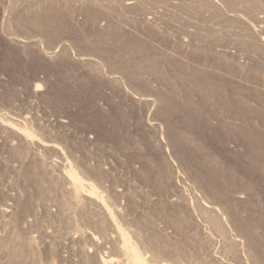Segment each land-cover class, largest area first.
Here are the masks:
<instances>
[{
	"label": "rangeland",
	"instance_id": "rangeland-1",
	"mask_svg": "<svg viewBox=\"0 0 264 264\" xmlns=\"http://www.w3.org/2000/svg\"><path fill=\"white\" fill-rule=\"evenodd\" d=\"M2 113L48 146L0 120V264L125 261L121 230L167 264H264V0H0ZM54 143L118 225L74 204ZM216 166L251 206L225 213Z\"/></svg>",
	"mask_w": 264,
	"mask_h": 264
},
{
	"label": "bare ground",
	"instance_id": "bare-ground-1",
	"mask_svg": "<svg viewBox=\"0 0 264 264\" xmlns=\"http://www.w3.org/2000/svg\"><path fill=\"white\" fill-rule=\"evenodd\" d=\"M132 2H127L126 4L129 5L131 4ZM34 17V16H33ZM36 17V16H35ZM32 18V17H31ZM34 19V18H33ZM33 19H31V21H33ZM36 19V18H35ZM40 23V22H39ZM34 24V23H33ZM40 25V24H39ZM36 26V25H35ZM38 26V24H37ZM50 28V27H49ZM49 31V30H48ZM91 56H82V58H80L81 60L83 61H92L93 59L90 58ZM35 87L39 88L41 87L38 83H36ZM35 89V90H38V89ZM39 91V90H38ZM130 95H134L135 97H137V93L136 92H133V91H130L129 92ZM139 99V97H138ZM140 101H143L147 107H148V111H151L152 109L154 108H150V107H154V104H155V100H148L147 97H140L139 99ZM143 103V104H144ZM11 119V121L9 119H7L8 117ZM13 116V117H12ZM8 115L6 113H2L0 114V120L3 121L4 123L6 122V126L8 128H10L11 130H14L20 134H22V137L24 136L25 139L27 141H29L30 143H34V141H37V142H40L42 146H48L47 143H45L43 140L42 137L39 136V133L37 134V132L31 127V125L29 123H27V121H18V119L14 118V115ZM18 118V117H17ZM27 117H25L26 119ZM9 120V121H7ZM21 120V119H20ZM0 121V122H1ZM16 121V122H15ZM60 121V120H59ZM19 124H18V123ZM31 122V121H30ZM2 124V123H1ZM4 125V126H5ZM60 127V126H59ZM7 128V129H8ZM161 129V128H160ZM13 131V132H14ZM16 134V133H15ZM42 135V133H41ZM162 135V134H161ZM59 137V136H58ZM42 138V140H41ZM164 140V139H163ZM52 141V140H51ZM165 141V140H164ZM54 141H52L51 143H53ZM57 143V141H56ZM36 145V144H35ZM50 146H53V148H56L57 150H60V152L62 153V155L64 156V160L65 162H61L63 160L62 159H57V158H54L56 161V164H60V163H66L64 164L65 167H63V172H64V176L65 178L67 179L68 181V186L69 187V190L71 191L70 193H72L74 199H75V202L74 204H79V203H82V198L83 196H86L88 198H93V199H97L99 200V202L101 203L102 207L104 208V210L106 211L105 213H107L108 216H110V218L112 219L113 223H114V226L118 225L119 224V221L117 220L116 216H115V213H114V210L110 207V205L107 203V201L105 199H103L101 196H102V193L100 191H98V188L97 186L92 183L88 178H84L82 176H80V170H77V166H74V163L69 160V158L67 157L66 153H65V150L64 148H62L60 145H57V144H53V145H50L49 144V147ZM32 164V163H31ZM63 165V166H64ZM32 166V165H31ZM218 167V168H217ZM224 166H216V169L215 171L212 173V176L214 177H218L219 179L221 180H225L224 183H227V186L226 184L224 185L225 188L223 187L222 189V194L228 198V196L230 195L231 197H235L237 196V198H241V199H244V201H246L249 205L251 204V200H253V195L251 193V190L253 189L251 185H249L248 183L246 182H242L240 183L239 180L235 179V178H232L225 174H228L229 175V172L230 170L227 169V170H223ZM222 182V181H221ZM222 188V187H221ZM227 190V191H226ZM225 192L227 194H225ZM253 198V199H252ZM72 199V198H71ZM82 199V200H81ZM73 200V199H72ZM254 201V200H253ZM72 202V201H71ZM74 202V201H73ZM230 202V199L228 198V201L225 205V213L226 212H231V209H232V206L229 204ZM242 202V203H243ZM80 205V204H79ZM82 205V204H81ZM244 205V204H243ZM206 208H209L211 209V206H207L205 205ZM251 206V205H250ZM253 206V205H252ZM214 210H217L216 208H213ZM75 210V209H73ZM251 210V209H250ZM218 211V210H217ZM235 212V210H234ZM228 214V213H227ZM233 214V213H232ZM236 214V213H235ZM212 216V215H211ZM210 215L209 216H204V221H206L207 223L210 222V228H211V235L213 237H215V239H217L218 241H221V243H225L226 241L224 240L225 239V235H224V232L225 231L223 229V227L221 228L220 225H217L213 220V216L211 217ZM264 219H262L263 221ZM213 222V223H211ZM237 224L239 222H236ZM262 224L264 225V221L262 222ZM261 224V225H262ZM241 225V224H239ZM243 225V224H242ZM241 228V227H240ZM223 229V230H222ZM242 229V228H241ZM245 228H243V230H245ZM180 230V229H179ZM252 230V229H251ZM246 231V230H245ZM243 232V233H246V232ZM250 231V230H249ZM248 232V231H247ZM206 235V234H205ZM244 237V235H243ZM241 237V238H243ZM119 238H120V247H119V251L120 253H122L125 261H122V260H119L118 258L114 257V256H101L100 257V264H167L165 261H163L159 255H157L159 252H157L156 248L152 247V251H151V254L148 255L141 251L138 250L137 248V245L132 241V237L129 236L128 233H126L125 231L121 230L120 233H119ZM247 238V237H246ZM94 239L96 240L97 238L94 237ZM211 239V238H210ZM209 241V240H208ZM215 243V241H213ZM228 242V241H227ZM238 243V242H237ZM166 244V243H165ZM234 244V243H233ZM219 245V244H218ZM167 246V245H165ZM232 246V245H231ZM161 247V246H160ZM171 247V246H170ZM222 247V246H221ZM163 248V247H162ZM225 249V248H224ZM172 250V249H171ZM230 250V249H229ZM155 251V252H153ZM237 252V251H236ZM162 253V252H161ZM179 253V252H178ZM233 255V254H232ZM235 255V254H234ZM231 256V255H230ZM228 257V256H227ZM228 259V258H227ZM214 260V259H213ZM212 260V261H213ZM181 261V260H180ZM221 259L220 258H216L214 262L218 263V264H221ZM184 262V261H183ZM226 264H229V263H226Z\"/></svg>",
	"mask_w": 264,
	"mask_h": 264
},
{
	"label": "built area",
	"instance_id": "built-area-1",
	"mask_svg": "<svg viewBox=\"0 0 264 264\" xmlns=\"http://www.w3.org/2000/svg\"><path fill=\"white\" fill-rule=\"evenodd\" d=\"M54 164L56 165V162H54ZM61 164V163H60Z\"/></svg>",
	"mask_w": 264,
	"mask_h": 264
}]
</instances>
